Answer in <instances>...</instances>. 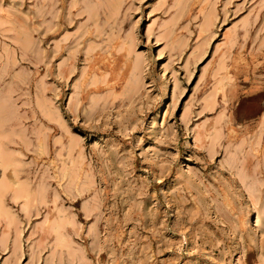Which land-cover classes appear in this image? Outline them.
Returning a JSON list of instances; mask_svg holds the SVG:
<instances>
[{
    "label": "rangeland",
    "instance_id": "374dc122",
    "mask_svg": "<svg viewBox=\"0 0 264 264\" xmlns=\"http://www.w3.org/2000/svg\"><path fill=\"white\" fill-rule=\"evenodd\" d=\"M0 264H264V0H0Z\"/></svg>",
    "mask_w": 264,
    "mask_h": 264
},
{
    "label": "bare ground",
    "instance_id": "6f19581e",
    "mask_svg": "<svg viewBox=\"0 0 264 264\" xmlns=\"http://www.w3.org/2000/svg\"><path fill=\"white\" fill-rule=\"evenodd\" d=\"M21 191V190H20ZM18 195H19V193H18ZM22 195V194H21ZM17 196V195H16ZM30 197V196H29ZM18 198V197H17ZM19 199H20V197H19Z\"/></svg>",
    "mask_w": 264,
    "mask_h": 264
}]
</instances>
